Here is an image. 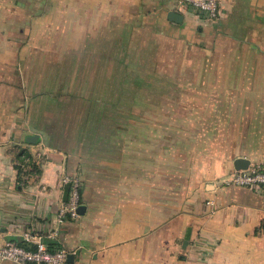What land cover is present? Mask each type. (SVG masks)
Listing matches in <instances>:
<instances>
[{"label": "crops", "instance_id": "1", "mask_svg": "<svg viewBox=\"0 0 264 264\" xmlns=\"http://www.w3.org/2000/svg\"><path fill=\"white\" fill-rule=\"evenodd\" d=\"M56 3L0 0V19L47 18L57 11L59 19H87V34L104 36L109 42L101 48L112 54L102 62L103 72L97 70L98 79L95 61L78 59L70 81L59 77V96L33 86L26 72L18 89L7 80L0 87V113L8 115L0 121V245L11 241L27 247L25 230L47 228L67 198L68 188L59 179L72 174L80 178L85 209L60 226L55 240L43 238L48 249L72 255L64 264H264V190L224 183L238 157L219 162L205 177L177 172L175 158L120 154L127 125L122 118L129 113L121 100L169 97L155 84L185 82L169 73L179 71V64L165 57L172 45L182 43L193 52L215 41L264 57V0H219L215 20L177 8L175 0H59V10ZM169 11L181 14L182 23L167 20ZM94 20L103 21L93 26ZM81 28L73 24L72 33L84 34ZM116 35L118 45L112 42ZM2 72L14 73L8 66ZM128 82L136 84L135 91ZM111 83L118 84L114 91ZM82 90L106 104L108 96L118 100L108 111L104 107L101 120L83 138L73 136L76 121L70 123L75 115L81 122L80 113L62 105L66 95ZM100 127L102 135L95 133ZM32 135L37 141L27 142ZM79 139L89 145L87 151Z\"/></svg>", "mask_w": 264, "mask_h": 264}, {"label": "rangeland", "instance_id": "2", "mask_svg": "<svg viewBox=\"0 0 264 264\" xmlns=\"http://www.w3.org/2000/svg\"><path fill=\"white\" fill-rule=\"evenodd\" d=\"M57 1L56 8L59 10ZM48 15L47 18L0 19V87L5 88L3 83L7 80L18 89V83L24 80L21 76L26 72L33 86L40 85L42 90L58 93L59 96V77L63 75L64 79L70 81L75 73V63L79 60L84 64L89 60L95 61L96 78L102 75L101 64L112 53L101 46L109 40L102 35H88L87 19H59V11ZM102 21L94 20L93 26L101 25ZM75 23L84 27L81 28L84 34L72 33ZM111 37L112 42L118 45L119 36ZM89 43L96 45L94 52L91 50L94 46ZM181 45H172L165 57L179 64V71L169 69L170 75L179 76L185 82L155 84L164 91L161 94L168 93L169 97L161 96L152 101L130 97L121 100L129 112L122 118V121L124 119L127 122L122 130L125 141L120 153L123 154L122 158H175L177 172L184 170V175L190 170L205 177L211 174L219 162L234 157H246L252 162L264 161L263 55L233 51L230 46L215 41L207 44L205 49L193 52ZM8 59L14 62L7 63ZM181 60H185L182 66ZM7 66L10 71H14L13 78L11 72V77L2 72L7 70ZM97 70L101 73L98 74ZM75 76L74 79L77 78ZM99 82L96 88L102 86L103 82ZM134 84L128 82V89L135 91ZM117 85L111 83L109 89L114 91ZM142 85L146 87L149 84ZM99 94L97 91L96 95ZM134 94L132 97L137 93ZM66 97L67 101L62 105L80 113L81 122H77L75 115L70 123L76 121L72 126V134L81 138L83 134L88 136L92 133L97 120L103 117L104 107L108 111L110 106L118 104V100L109 96L105 101L110 103L98 105L88 104L87 97ZM137 107L143 111L140 110L141 114L136 116ZM147 107H153L155 113L152 114ZM7 118L8 115L0 113V121ZM101 129L95 133L102 135L104 131H99ZM79 141L82 146L83 139ZM88 146L83 144L81 148L87 151Z\"/></svg>", "mask_w": 264, "mask_h": 264}, {"label": "built area", "instance_id": "3", "mask_svg": "<svg viewBox=\"0 0 264 264\" xmlns=\"http://www.w3.org/2000/svg\"><path fill=\"white\" fill-rule=\"evenodd\" d=\"M175 7L195 12L206 20H215L219 14V0H175ZM59 180L68 188L67 198L61 202L47 228L34 232L25 230L21 236L29 244L27 247L11 241L0 245V262L12 264H64L66 262L67 250L63 248L50 250L44 244L43 238L55 240L60 226L66 220H74L78 217L81 181L77 175L72 174H63ZM224 183L240 187H258L264 190V161L250 162L246 169H234Z\"/></svg>", "mask_w": 264, "mask_h": 264}, {"label": "water", "instance_id": "4", "mask_svg": "<svg viewBox=\"0 0 264 264\" xmlns=\"http://www.w3.org/2000/svg\"><path fill=\"white\" fill-rule=\"evenodd\" d=\"M167 20L176 23V24H181L183 21V16L181 14H178L174 11H169L167 14ZM38 137L36 135H32L27 137V142L29 143H35L37 141ZM250 164V160L247 159L246 157H238L233 161V167L235 170H240V169H246ZM84 206L80 205L78 208L79 214L83 213ZM72 257L71 254H67V261Z\"/></svg>", "mask_w": 264, "mask_h": 264}, {"label": "trees", "instance_id": "5", "mask_svg": "<svg viewBox=\"0 0 264 264\" xmlns=\"http://www.w3.org/2000/svg\"><path fill=\"white\" fill-rule=\"evenodd\" d=\"M130 70V69H129ZM131 84H133V83H131ZM134 85H136V84H134ZM82 93H84V91H82ZM69 94H71V93H69ZM74 96H76L75 98H78V97H80V98H84V97H87V99H88V104H91V103H94L95 105L97 104H99V103H101V104H105L104 102H102V101H98L97 99H95V98H89L88 96H87V94L85 93V95H82V94H77V93H72L71 94V97L73 98ZM83 106V105H82ZM24 156H26V155H23V157ZM22 157V158H23ZM16 168L17 169H19V166H17L16 165Z\"/></svg>", "mask_w": 264, "mask_h": 264}]
</instances>
